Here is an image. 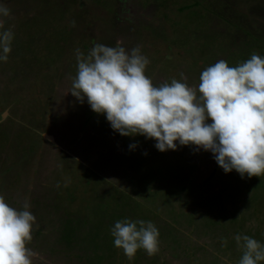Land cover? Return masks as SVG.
I'll list each match as a JSON object with an SVG mask.
<instances>
[{
	"label": "rangeland",
	"instance_id": "obj_1",
	"mask_svg": "<svg viewBox=\"0 0 264 264\" xmlns=\"http://www.w3.org/2000/svg\"><path fill=\"white\" fill-rule=\"evenodd\" d=\"M121 1L0 0L14 33L0 61V196L35 217L33 264H238L237 235L264 244V175L225 173L195 146L160 152L155 140L121 136L69 91L77 50L87 56L95 44L117 42L148 58L154 86L181 73L196 86L219 60L234 67L253 53L264 58V15L261 30L251 23L260 43L238 26L247 25L246 0ZM191 24L195 31L176 34V25ZM125 219L155 224V256L140 250L128 260L114 246L111 229Z\"/></svg>",
	"mask_w": 264,
	"mask_h": 264
},
{
	"label": "clouds",
	"instance_id": "obj_2",
	"mask_svg": "<svg viewBox=\"0 0 264 264\" xmlns=\"http://www.w3.org/2000/svg\"><path fill=\"white\" fill-rule=\"evenodd\" d=\"M10 19L11 9L0 4L4 62L14 39L12 29L4 26ZM148 64L138 47L129 52L119 42L115 47L95 44L87 56L77 50L69 93L105 115L121 136L155 140L160 152L176 151L177 142L195 146L211 152L225 173L235 170L242 179L264 175V58L253 53L234 67L219 60L202 71L196 86H189L183 73L181 80L154 86L145 74ZM34 223L26 206L10 207L0 196V264H33L35 253L27 245ZM111 235L128 260L140 250L149 257L159 252V231L150 221H117ZM235 240L242 250L238 264L264 262V244L247 235Z\"/></svg>",
	"mask_w": 264,
	"mask_h": 264
},
{
	"label": "flooded vegetation",
	"instance_id": "obj_3",
	"mask_svg": "<svg viewBox=\"0 0 264 264\" xmlns=\"http://www.w3.org/2000/svg\"><path fill=\"white\" fill-rule=\"evenodd\" d=\"M239 1L240 0H237L238 3H239ZM261 1L258 2V0H246L242 4L243 7L245 6V8L241 11V14L240 15L243 14L242 17L247 20V25L242 24L243 20L238 21V26L240 27V29L245 28L246 29V32L248 34L255 35V37L258 38V42L260 41V43L262 42L261 35H260V33H256V30H255V28L253 27V25L251 23H252V21H255V22L258 23V19H259L258 17L264 15V5H262L264 3H262ZM119 2L120 3L119 4L117 3V5L123 6L122 1L119 0ZM254 4H259L260 6L256 5V8H253ZM74 7H76V5H74ZM251 8H253V9H251ZM252 16L255 17L254 18L255 20H253L251 18ZM98 18H100V17L98 16ZM195 21H196L195 25L198 24L199 22H202L201 20H197V19ZM158 24H159L160 27L165 28V29L168 30V36H167V38H169L172 35V29H171L170 23L168 21H166L165 18H162V19L160 18ZM195 25H193V24H191V25H184V26L183 25H179V26L176 25L175 26L176 34L177 35H180L179 32L183 30L182 28H184V30L190 29V30H194L195 31V29H194L195 28ZM258 26H259V30H261L262 27L259 25V23H258ZM196 29H197V31L199 33H202L203 32V31L201 32V30L203 29L202 26H201L200 29L199 28H196ZM200 35L202 36V34H200ZM201 36H199V37H201ZM243 37L246 38V39H248L246 36H244V34H243ZM148 48L150 49V45H148ZM167 57H166L167 59L171 58L170 55L167 56ZM198 64H200V63H198Z\"/></svg>",
	"mask_w": 264,
	"mask_h": 264
}]
</instances>
